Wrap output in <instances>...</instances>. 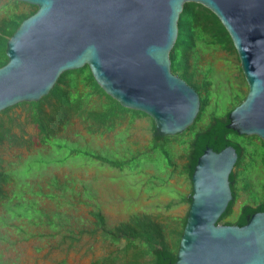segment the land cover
<instances>
[{"label": "water", "instance_id": "water-1", "mask_svg": "<svg viewBox=\"0 0 264 264\" xmlns=\"http://www.w3.org/2000/svg\"><path fill=\"white\" fill-rule=\"evenodd\" d=\"M36 11L6 42L0 111L48 94L59 75L87 64L106 94L155 123L153 138L183 132L199 95L171 71L169 53L185 2L210 9L229 33L247 85L224 119L197 134L189 153L191 194L176 258L152 250L156 264H264V204L245 207L234 225L217 224L234 193L238 144L224 133L264 141V0H19Z\"/></svg>", "mask_w": 264, "mask_h": 264}, {"label": "rangeland", "instance_id": "rangeland-1", "mask_svg": "<svg viewBox=\"0 0 264 264\" xmlns=\"http://www.w3.org/2000/svg\"><path fill=\"white\" fill-rule=\"evenodd\" d=\"M8 3L0 0V16ZM199 53L200 69L208 72L211 83L206 123L213 111L224 116L235 98L247 93V85L234 53L210 46ZM9 114H19L20 121L24 117L19 106ZM23 128L24 137L33 142L30 149L7 143L0 147L2 165L10 175L5 187L8 199L0 203V264H90L112 249L99 230L89 234L97 222L95 212L103 215L109 228L134 213L149 214L161 222L187 214L189 201L181 198L191 194V182L181 172L186 162L183 147L172 142L176 167H168L163 154L150 152L153 141L147 118L93 134L75 118L46 145L37 143L35 126L24 123ZM14 131L19 130L14 127ZM258 151L254 162L246 157L242 170L232 169L241 170L239 198L226 220L235 218L242 203L254 204L264 195V167ZM134 153L142 155L122 170L91 157L129 159ZM70 232L79 241L68 249Z\"/></svg>", "mask_w": 264, "mask_h": 264}, {"label": "trees", "instance_id": "trees-1", "mask_svg": "<svg viewBox=\"0 0 264 264\" xmlns=\"http://www.w3.org/2000/svg\"><path fill=\"white\" fill-rule=\"evenodd\" d=\"M21 6H24V8H21ZM3 9L4 13L0 16V67L6 64L8 60L5 54L7 40L21 21L33 14L37 7L19 0H9V3ZM177 27V37L169 53L170 68L174 74L184 79L195 89L200 102L194 121L183 132L175 135H165L162 136L161 140L155 141L153 138L154 120L140 110L122 106L117 100L106 94L94 79L89 66L85 64L80 68L62 72L52 90L36 102L23 101L0 111V147L7 143L10 146L30 149L33 142L24 137V123L35 126L37 129V143L46 145L75 118L80 121L88 133L93 134L113 130L116 125L121 123L129 125L136 118L144 117L148 119L152 131L153 145L150 152L163 154L168 167H174L170 147L172 142L180 144L183 147L186 159L181 172L185 173L189 179L187 165L190 164V160L188 156L194 150L189 144H193L197 134H202L210 127L214 122L213 118L224 119L225 115L244 99L246 93L241 92V95L235 98L234 104L229 107L224 116H217L213 111L208 117V122H203L209 103L211 83L208 79V72L204 73V70L200 69L199 52L210 46L222 49L230 54L234 53L237 59L238 56L232 39L219 18L200 3L185 2L183 4ZM238 71L242 82L246 83L240 66H238ZM15 106H19L24 113L22 121L18 119L19 114L15 116L9 114ZM199 123H203V125L199 127ZM14 127L19 131L15 132ZM186 134L188 136L184 137ZM224 139L236 143L242 148L240 157L233 169L241 168L242 170L246 157L254 162L255 158H259L257 156L259 155L258 150L262 153L259 162L264 167V141L258 136L236 135L234 132H227L224 133ZM140 155L142 154L134 153L129 159L113 160L97 154L91 155V157L110 167L122 170L133 162L134 157ZM3 163L4 160L0 158V203H4L8 199V192L5 187L10 180V175L5 171ZM240 171H231V175H233L231 191L234 195L228 204L226 213L219 218L217 224L234 225L237 223L243 208L255 209L258 205L264 204V195L260 200L255 201L252 199L254 204L244 202L239 206L235 218L232 221L226 220L232 214L233 207L239 198L237 190ZM181 201H188L187 197H182ZM95 216L97 222L89 234L94 235L99 230L103 239L112 245V249L92 260L90 264H156L157 256L152 253V250L160 247L175 260L186 215L179 219L172 218L166 222H161L149 214L134 213L128 220L121 221L111 228L106 226L103 215L95 212ZM70 233V236H68L70 240L68 249H70L72 243L79 241L78 236L72 235V232ZM81 233L83 232L80 231Z\"/></svg>", "mask_w": 264, "mask_h": 264}, {"label": "flooded vegetation", "instance_id": "flooded-vegetation-1", "mask_svg": "<svg viewBox=\"0 0 264 264\" xmlns=\"http://www.w3.org/2000/svg\"><path fill=\"white\" fill-rule=\"evenodd\" d=\"M190 180V179H189ZM190 182H191V180H190Z\"/></svg>", "mask_w": 264, "mask_h": 264}]
</instances>
